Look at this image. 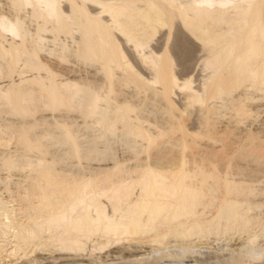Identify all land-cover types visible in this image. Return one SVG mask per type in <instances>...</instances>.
I'll list each match as a JSON object with an SVG mask.
<instances>
[{"label": "bare ground", "instance_id": "obj_1", "mask_svg": "<svg viewBox=\"0 0 264 264\" xmlns=\"http://www.w3.org/2000/svg\"><path fill=\"white\" fill-rule=\"evenodd\" d=\"M7 2L8 13L0 12V79L17 72L19 62L32 73L28 78L20 74L17 82L7 78L8 84L0 86V107L22 119L17 128L4 127L16 131L18 148L35 155L24 166L8 154L0 157V170L6 173H0V184L27 193L24 199L17 197L23 209L11 213L6 208L11 221L14 214L25 217L15 224L10 251L22 260L8 264H94V259L80 257L90 244L106 264L143 263L139 257L169 243L178 252L159 259L191 264L197 243L235 234L248 237L229 261L216 264H264V244L256 251L250 248L264 237L261 224V233L251 234L253 213L264 205L253 184L264 179V131L244 124L264 107V0ZM61 36L72 38L73 48L60 43ZM48 40L54 49L46 48ZM153 42L158 53L150 49ZM45 52L59 61L72 55L102 76L93 83L75 77L58 82L57 71L41 57ZM193 59L203 74L196 88L189 77L180 78ZM138 70L148 72L159 87ZM119 80L132 86L134 94L119 98ZM241 88L262 102L234 96ZM142 95L160 105L162 116L165 112V128L151 133L141 125ZM179 95L182 111L175 105ZM40 107L37 120L33 114ZM60 110L93 119L106 132L114 128L106 123L115 116L125 135L143 142L133 157L136 163L131 160L135 165L115 160L96 172L64 175L55 167L57 159L45 158L49 148L44 140L66 147L78 160L82 145L72 127L57 120ZM225 110L230 111L227 119ZM183 113L193 116L197 128L184 124ZM39 121L50 122L56 132H38ZM209 143L225 151L224 163L211 148L205 151ZM171 145L177 147L176 156H164ZM249 161L258 164L250 168ZM246 171L255 174L243 176ZM7 224L0 222L1 236ZM50 247L59 252L56 257L42 253Z\"/></svg>", "mask_w": 264, "mask_h": 264}, {"label": "rangeland", "instance_id": "obj_2", "mask_svg": "<svg viewBox=\"0 0 264 264\" xmlns=\"http://www.w3.org/2000/svg\"><path fill=\"white\" fill-rule=\"evenodd\" d=\"M7 3H8L7 0H0V12L8 13L7 10L9 8V5ZM28 22L29 21H26L27 26L29 24ZM29 28L32 29L33 27L29 26ZM7 37H12V36L7 34ZM47 39H49V37ZM72 41L73 40L70 37L61 36L59 38L60 43H65L66 46H68L70 48H73ZM153 43H155V45L152 44V46H151L152 48L150 47V49L153 50L155 48V50H153V51L156 52V50H157L156 48L159 46L156 44V42H153ZM44 44L46 45L47 49H49V50L54 49V45L50 41L46 42V43L44 42ZM156 45H157V47H155ZM156 53H158V52H156ZM50 55L51 54H49V56H48L47 52H45L44 54L41 53V57L43 59H45L46 61L49 60L48 61L49 64L51 63L50 65H52V68L54 67L53 69L57 71L58 75L56 76V80L58 82H61V80H64L67 77H70V78L75 77L79 81H83L85 83H89V82L93 83V82H99L97 79H99L102 76V74H100V73H95L94 70L92 69V67L88 68V66H86V65H85V67H84V65L81 66L82 63L76 61V58L74 59L72 55L70 56V58L68 56L67 61H59L58 57H56L55 55H53V56L52 55L50 56ZM197 65H198L197 61L195 59H193L191 61V67H190L189 71H187V73H185V75H180V76H182V77H180L182 80L188 79V77H189V79H191V81H192V86L194 88H196L199 85V83H200L199 79H201V77L203 75L201 70L198 68L199 66H197ZM17 67H18V68H16L17 72L13 73V75L10 78L7 76H4L3 79H0V86L2 88L8 84V81H9L8 79H12L14 82H17L19 80L20 74L22 76L28 78L32 73V72H29L28 70L25 69V66L23 65V63L20 64V62H19V65H17ZM55 68H57V69H55ZM138 72L143 78H145L147 81L150 82V85L152 87H155V88L159 87V85L153 84V82L150 79L151 75L148 74V72L140 71V70H138ZM41 75H43V72H41ZM115 77H119V74H116ZM181 79H180V82L182 81ZM121 80H123V79L121 78ZM121 80L117 81L115 84V88H117L116 93L119 95L118 97L123 98V97L130 96L132 93L134 94V92L131 91V90H133V87L130 85H123ZM250 92H252V93L250 94ZM177 93H179V92H177ZM253 93L254 92L251 90H247V89L245 90V89L241 88L240 90H237L234 93V96L235 95L236 96L237 95H239V96H245L246 95L247 96L246 99L248 101H251V100L255 101L257 99H259V100L261 99L259 97L256 98L257 97V96H255L256 93L255 94H253ZM179 94H181V93H179ZM248 96H250V97L248 98ZM138 97H140L139 99H141V101H138V102H140L141 113H142L141 116L143 117L141 119V125L143 127L147 128L149 130V132H151V133H155V130L158 131L163 127L165 128V125L167 123V121L165 123V120H167V119H166L165 112H164V115L162 116L163 111H161L160 105L157 104L152 99L148 98L147 96L144 97L142 95V96H138ZM143 99H145V101ZM262 100L264 103V99H262ZM113 104L114 103L112 101L111 106H113ZM175 105H176L177 109H179L180 111L183 110L180 95L175 97ZM226 105H227L226 108L228 109L229 103ZM262 107H261V109H262ZM194 108H192V109H194ZM263 109H264V107H263ZM41 110H43L42 107H40L39 110L33 114V115H35V118L37 120H38L37 117H38L39 113L41 112ZM262 110H261L260 114L256 113L254 115V117H252L253 119L249 118L250 120L248 119L246 121L249 124L244 121L245 122L244 124L247 125V128H250L252 126L253 127H260V130L264 131L263 130L264 129L263 128L264 127V121H262V120H264V113H262V112H264V110L263 111ZM229 112L230 111L225 110L224 112H222V115H224V117L225 116L227 117L229 115ZM59 113L60 114L55 113V115L58 114L59 116H61V118L57 117V120L59 119V121H61L63 123H68V125H70L72 127L73 133L76 136L77 140L82 145V158L80 160H78L69 153V149H67L66 147L54 145L51 141H49L47 139L44 140V143H46L48 148H49L48 155L45 158L48 160L49 159L51 160L52 158L57 159V161L55 163V167L60 169L64 173V175H69V177L72 178V177L81 176V174L82 175L87 174L88 172H91V173L96 172V169H98V167L104 166V165L110 166L112 164V162H114L115 160L118 162L122 161L125 163L129 160L126 163V165L128 163H129L128 165H130V166H132L133 164L135 165L136 161H134L135 159H133V157H135L136 154L138 155V153H141V148L143 147V142L141 143V140L137 139L136 137H129V136L125 135L123 129L121 128L122 126H120L121 124H119L117 122L118 119L115 116H111L110 119L106 123L107 126L112 127V125H113L114 128L112 129L111 132H106V129H108V128L103 127L100 124H97V122H95L93 119H85L84 120L83 118L78 116L77 112L60 110ZM191 117L193 118V116H188L185 113H183L182 114V120H183V122L185 121L184 124L185 125L188 124L187 126H189L190 128H195V127L197 128V124L196 123H195L196 125L193 124V119ZM225 118H224V120H225ZM256 119H259V120H256ZM21 120L19 119V117L15 116L14 114H11L7 110V108L2 107L0 109V139H1V141L3 140V142H4V145H2L3 147L0 146V157L2 155L7 156V154H8V156L10 158H12V160L18 161L17 163H19V164L21 162H22L21 164H23L27 158L35 159L34 154H32V153L25 154L21 150L20 146L18 148V146L16 145L18 143V142L16 143V141H17L16 131H9L6 129V128H8V126H9V128H12V127L17 128L19 126V123L21 122ZM49 120H51V119H49ZM255 122H256V124H255ZM39 123L40 124H38V127H37L38 132H42L46 136H50L56 132V129L54 128V126L53 127L51 126L50 122L39 121ZM41 123H44L46 125H43ZM252 124H254V125H252ZM191 125H193L195 127H191ZM4 128H5V130H4ZM13 130H15V129H13ZM196 130H198V129H196ZM192 131H193V129H192ZM195 131H193V132H195ZM204 142H205V140H204ZM93 144L95 145V147L93 146ZM212 145H214V147ZM139 146H140V148H139ZM208 146H206L208 149L206 148L205 151L208 150L207 152H210V150H212L211 152L213 154H215L216 157L218 156L217 158H219V160H221V162L224 163L226 161L224 159L222 160L223 156H226V154L224 153L225 151L220 150V149H219V151H217L218 149H216L218 147L220 148L219 144L209 143ZM171 147L168 146V148H167L168 152L166 151L167 153H170L169 150L173 149V150H171L172 152L170 153V155L169 154L166 155L167 154L166 153L164 156H168V157L169 156L172 157V155L176 156L175 153L177 151H174V149L177 150L176 149L177 147L175 148V145H171ZM213 148L215 149V151H213ZM2 150H4V151L2 152ZM202 151L203 150H201V152ZM135 152H137V153H135ZM219 154L221 156L223 154V156L220 157ZM215 155H213V156H215ZM131 160L134 161L135 163L132 162ZM255 162L249 161V163L251 165V166L249 165L250 168L254 167L256 164H258V162L257 163H255ZM21 164H20V166H21ZM253 164H255V165L253 166ZM22 166H24V164ZM28 171L29 170L27 168V170L25 172H28ZM2 172H3V170L2 171L0 170L1 176H6V173H4L5 171L3 173ZM246 172H247V174H246ZM246 172L243 173V174H245L243 176H246L249 178L251 176H254V174H255V173H253V175H249V174H251V172H249V174H248V171H246ZM240 176H241V174H240ZM260 180L262 181V179H260ZM253 184L256 186L255 189L257 188L255 190V192L257 191L256 193H258L257 197L264 201V179L262 182H258V183L255 182ZM4 185L0 184V208H2V209H0V222L3 223V221H7L8 224L5 225V235H3V236L0 235V264H8L10 262L11 263H13V262L18 263V261L21 262L22 258L18 260L17 257H11L10 251L12 250V246L14 245V242H13L14 236L13 235L15 232V224L18 222L24 221L25 217H24V215L21 216L20 214L19 215L14 214L15 215V216H13L14 220L11 221V219H9V216L6 212V208L10 209L11 213H15L16 212L15 209H23L24 203L21 202L20 200H18L17 197H22L24 199V197H25V195H27V193L25 192V190H20L19 187L13 186L12 184L10 185V183L7 185L8 188L6 187V185L5 186ZM253 215H255L254 219L256 220V222L251 229V234L259 235L261 233V230H262L260 228L261 226H259V225L261 224L264 226V205H262V207H260V209L256 210L253 213ZM257 222H258V225H257ZM216 237L217 236H213L208 240H205V241L202 240L201 243H197L196 246H198L199 249H198V247L194 248L193 250H195V251H194L192 257L190 258V260L192 259L191 261L194 260L192 262L193 264H216L217 262L226 263L227 261H229V259H231V256H234V254L238 253L237 251H238V248L240 249V245H241L242 241H245L248 236H247V234H244V235L242 234V235H238V236L235 234L234 236L231 235V236H225V237L220 236L219 238H216ZM202 242L203 243L205 242V243L203 244ZM206 242H207V244H206ZM263 244H264V237H263V239H262V237H259L253 243V245L250 246V248H251V250L256 251L257 248H260V246ZM90 246H91V244L87 245V247L84 250L85 254L82 253L80 257L83 256V258L85 257L87 260L89 259V261H91V260L93 261V259H94V261H96V262L93 261L94 264L95 263L96 264L104 263L102 261H99L101 259L98 260V258H101V257H99L100 255L98 256V254H99L98 250L96 251V250L92 249L93 247H90ZM241 247H242V245H241ZM262 247H264V245ZM158 248H159L158 252H152L151 253L149 251V253L147 252L146 254L143 255V257H139V258H142L143 263H142V261H137V263L135 262L132 264H139L140 262H141L140 264H185V263L180 262L179 259H174V258L173 259L172 258L171 259L170 258L159 259L167 253L178 252L174 248L172 243L164 244L161 246L159 245ZM27 252H30V248L27 249ZM52 252H53V254H52ZM42 253H45V255H48L50 257H54V256L56 257L59 252L57 251V249L54 250V249H51V247H50V248L45 249V252H42ZM33 255L34 254H32L30 258H32ZM258 257H260V256H258ZM138 260H140V259H138ZM55 263H57V262H55ZM106 263H108V261L105 262L104 264H106ZM259 263H261V262H257V264H259Z\"/></svg>", "mask_w": 264, "mask_h": 264}]
</instances>
